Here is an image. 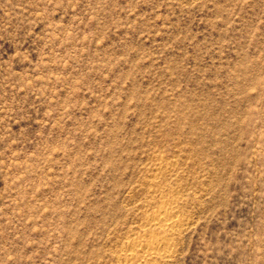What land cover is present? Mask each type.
<instances>
[{
	"label": "rangeland",
	"instance_id": "obj_1",
	"mask_svg": "<svg viewBox=\"0 0 264 264\" xmlns=\"http://www.w3.org/2000/svg\"><path fill=\"white\" fill-rule=\"evenodd\" d=\"M162 187L167 264H264V0H0V264H119Z\"/></svg>",
	"mask_w": 264,
	"mask_h": 264
},
{
	"label": "bare ground",
	"instance_id": "obj_2",
	"mask_svg": "<svg viewBox=\"0 0 264 264\" xmlns=\"http://www.w3.org/2000/svg\"><path fill=\"white\" fill-rule=\"evenodd\" d=\"M161 191L158 192V194L160 193L159 197L154 200L155 207L146 210L145 213L143 212L142 227L138 225L141 229H138L139 231L135 233L134 237L130 238V236V239L127 237V248L121 257L123 259L117 256L121 259L119 264H162L175 258L174 256L178 252L177 246H179L178 236L181 235L183 228L185 229V226L189 224V218L180 213L181 205L172 190L164 191L163 189ZM166 262L165 264H167Z\"/></svg>",
	"mask_w": 264,
	"mask_h": 264
}]
</instances>
